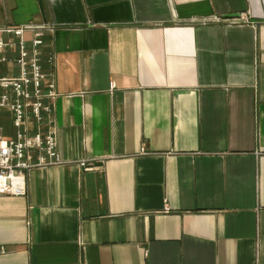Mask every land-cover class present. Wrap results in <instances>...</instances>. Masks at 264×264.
Instances as JSON below:
<instances>
[{
  "label": "crops",
  "instance_id": "1",
  "mask_svg": "<svg viewBox=\"0 0 264 264\" xmlns=\"http://www.w3.org/2000/svg\"><path fill=\"white\" fill-rule=\"evenodd\" d=\"M22 24L65 162L0 193V264H264V0H0Z\"/></svg>",
  "mask_w": 264,
  "mask_h": 264
},
{
  "label": "built area",
  "instance_id": "2",
  "mask_svg": "<svg viewBox=\"0 0 264 264\" xmlns=\"http://www.w3.org/2000/svg\"><path fill=\"white\" fill-rule=\"evenodd\" d=\"M42 29L30 24L0 27V63L8 62L7 51L18 46L14 61L17 74L0 75V107L12 113L11 121L16 129L13 137H5L0 126V193L3 194L24 195L26 171L65 162L56 149L53 129L27 133L31 121L41 124L51 111V105L44 103L43 98L53 99L57 95L54 83L47 79L40 65ZM29 31L33 32L30 50L23 38ZM4 33L16 37V44L5 40ZM78 163L84 169H91V163L85 159Z\"/></svg>",
  "mask_w": 264,
  "mask_h": 264
},
{
  "label": "rangeland",
  "instance_id": "3",
  "mask_svg": "<svg viewBox=\"0 0 264 264\" xmlns=\"http://www.w3.org/2000/svg\"><path fill=\"white\" fill-rule=\"evenodd\" d=\"M11 53V52H10ZM8 63H0V75L8 73ZM10 67L12 65L10 64ZM16 74V70L14 69ZM12 113L6 107H0V125L3 127V135L5 137H13L16 133V129L11 121Z\"/></svg>",
  "mask_w": 264,
  "mask_h": 264
}]
</instances>
